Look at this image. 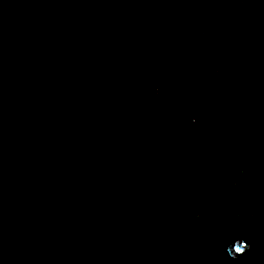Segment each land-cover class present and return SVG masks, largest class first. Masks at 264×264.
Here are the masks:
<instances>
[{"label":"water","instance_id":"obj_1","mask_svg":"<svg viewBox=\"0 0 264 264\" xmlns=\"http://www.w3.org/2000/svg\"><path fill=\"white\" fill-rule=\"evenodd\" d=\"M0 264H264V0H0Z\"/></svg>","mask_w":264,"mask_h":264}]
</instances>
